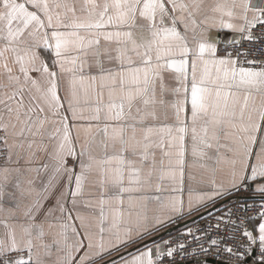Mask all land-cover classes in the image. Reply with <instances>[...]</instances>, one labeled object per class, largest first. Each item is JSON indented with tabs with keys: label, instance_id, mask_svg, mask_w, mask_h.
Segmentation results:
<instances>
[{
	"label": "snow or ice",
	"instance_id": "1",
	"mask_svg": "<svg viewBox=\"0 0 264 264\" xmlns=\"http://www.w3.org/2000/svg\"><path fill=\"white\" fill-rule=\"evenodd\" d=\"M0 264H264V0H0Z\"/></svg>",
	"mask_w": 264,
	"mask_h": 264
}]
</instances>
